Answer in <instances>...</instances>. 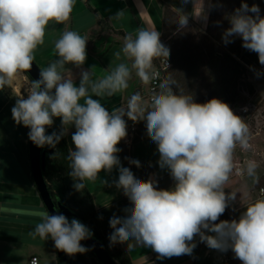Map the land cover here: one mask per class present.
<instances>
[{"label": "clouds", "instance_id": "1", "mask_svg": "<svg viewBox=\"0 0 264 264\" xmlns=\"http://www.w3.org/2000/svg\"><path fill=\"white\" fill-rule=\"evenodd\" d=\"M189 2L182 0L183 5ZM74 4L75 0H0V89L31 69L34 50L44 43L46 26L50 21L68 20ZM194 7L199 8L194 15L178 9L182 12L178 29L186 28L190 18L207 21L205 0H194ZM121 16L123 10L115 18ZM226 19L231 26L223 32V42L242 38V46L257 53L264 66V16L259 6L249 7L242 0ZM160 35L157 30L143 28L135 37L127 35L121 52L132 61L131 66L120 63L101 79H93L91 70L81 71L77 86L64 74L65 67L85 64L88 39L76 31H65L55 42L58 59L41 69L40 78L27 89V98H17L12 118L30 129L29 139L41 148H55L68 128L75 127L71 137L75 150H69L67 160L77 191L85 188V181L98 180L101 171L119 169L115 187L123 190L132 207L124 209L128 213L125 217L110 218L112 244L150 247L164 259L192 255L198 235L210 249H231L242 264H264V198L248 204L238 219L216 223L236 200L235 192L225 191L236 168L234 150L237 145L245 150L251 147L248 125L229 104L218 98L198 103L193 95L177 94L170 87L154 95L146 107L137 94L127 111L109 112L100 99H93L127 89L133 69L143 82L157 78L159 73L151 71L153 60L170 55ZM121 52L116 53L117 58ZM125 116L134 122L146 121L147 135L159 152L158 164L169 170L175 182L171 189L158 188L153 179L142 181L121 166L117 145L127 136ZM54 118L61 119L62 129L49 135L46 128L53 125ZM129 163L141 166L136 159H129ZM257 167L256 161L249 160L245 168L236 171L258 183ZM205 230L213 235H206ZM29 234L34 239L51 238L55 248L69 256L86 253L89 249L81 241L93 235L77 219L69 221L63 214L49 213L42 214V222Z\"/></svg>", "mask_w": 264, "mask_h": 264}, {"label": "crops", "instance_id": "2", "mask_svg": "<svg viewBox=\"0 0 264 264\" xmlns=\"http://www.w3.org/2000/svg\"><path fill=\"white\" fill-rule=\"evenodd\" d=\"M210 3L211 0H205L208 18ZM166 7L178 15L182 14L178 11L181 8L183 13L191 15L199 11L198 7H194V0H190L187 5H183L182 0H75L68 20L63 23L50 21L46 26L44 43L34 50V62L40 69L46 68L58 59L55 42L65 31H76L88 39L87 59L81 68L71 64L66 65L64 74L73 78L77 86L80 73L84 70H91L93 79H101L120 63L131 66L132 61L121 52L124 39L98 25L97 20L105 21L114 30L122 31L126 36L130 34L135 37L141 28L157 30L161 34L163 11ZM120 10H123V16L116 19V13ZM208 18L207 21L190 18L189 24L204 31L207 28ZM107 46L108 49L98 60L95 51L103 50ZM117 52H121L119 58L116 56ZM148 82H143L133 69L127 89L111 97L93 96V99H100L109 112L116 109L126 111L132 98L139 94L142 98L141 104L146 107L149 104L143 96L147 93ZM7 86L10 89V95H6L0 89V264H29L32 256L38 258L39 264H58L53 240L51 238L42 240L38 236L34 239L29 234L38 223L42 222V214L47 211L34 187L26 161L28 128L22 124L17 125L12 118L11 109L18 95L12 90L11 85ZM163 90L165 88H162L159 93ZM83 102V100L80 101V103ZM74 132L75 127L70 126L66 134L69 150H75L71 140ZM129 150L130 159H136L140 161V164L148 165L151 170L149 179L155 180L158 188L171 189L174 186L175 182L169 170L161 169L158 164L159 152L150 137L133 143ZM231 176L225 185V191L236 193V200L229 206L235 218L238 219L245 211L243 208H246L253 200L241 204L243 175L238 176L232 173ZM118 178L119 169L114 167L111 173L101 171L99 179L95 182H84L99 219L100 232L112 230L109 225L110 218L113 215L123 218L128 215L124 209L132 207L123 190L115 187L114 182ZM102 180L108 183L103 184ZM251 194L255 197L253 193ZM205 234L213 235L207 230ZM195 237L197 239V236ZM127 252L132 264H231V260L234 259L231 249L227 252L210 249L200 239L196 241L192 255L159 259L152 248L141 245L127 247Z\"/></svg>", "mask_w": 264, "mask_h": 264}, {"label": "trees", "instance_id": "3", "mask_svg": "<svg viewBox=\"0 0 264 264\" xmlns=\"http://www.w3.org/2000/svg\"><path fill=\"white\" fill-rule=\"evenodd\" d=\"M243 2L247 3L249 7L257 4L260 8V15L264 16V0H243ZM241 3L242 0H211L208 24L205 31H201L191 24L186 28L178 29L176 23L180 15L170 8L166 7L164 9L160 39L170 49L168 59L171 62V67L166 72L165 88L170 87L177 94L183 92L185 95H193L198 103L218 98L229 104L231 108L235 106L239 76L243 73L245 67L258 70L257 66L259 64L257 59L246 57V55L255 52L242 46V38L233 37L232 42L228 44H225L222 39L223 32L231 26L226 16L232 14L236 8H239ZM249 14L254 15L252 13ZM215 21L216 23H214ZM97 23L113 35L125 40L126 35L122 31L114 30L108 23L100 19L97 20ZM187 33L190 35L196 34L201 43L190 40L186 36ZM107 49L108 46L103 50L95 51L98 60H100ZM197 84L201 85L200 90L205 91L206 95L198 96ZM1 90L6 95H10L8 86ZM61 129V119L54 118L53 125L46 130V133L49 135L53 132L59 133ZM146 138H149L146 121L141 120L133 137V143ZM42 148L46 151L45 168L42 174L52 199L59 201L61 205L77 213L89 225L93 236L104 243L112 259L117 264H132L127 252L128 242L112 244L109 239L110 236H101L102 234L100 235L98 229L99 219L94 209L91 195L86 188L82 191H77L74 188L75 181L69 175L71 169L68 166L70 162L67 160L69 147L66 135L61 138L55 148L52 147L51 153H49L50 146L45 145ZM118 148L121 149L117 153L121 165L129 168L136 178L142 181L149 180L151 170L148 165L140 164V167H136L134 164H129L130 151L123 140L118 144ZM26 161L29 166L28 155ZM254 188L256 190L264 189L263 177L259 178L258 183H254ZM71 198L81 208L79 209L80 211H75L71 207ZM232 219L236 218L229 206L216 223L221 220L230 221ZM199 239L197 235V240ZM83 245L85 246L84 243ZM63 255V253L58 254L56 252L58 264H76L74 262H63ZM97 263L100 264L98 261ZM231 264H242V262L234 258L231 260Z\"/></svg>", "mask_w": 264, "mask_h": 264}, {"label": "rangeland", "instance_id": "4", "mask_svg": "<svg viewBox=\"0 0 264 264\" xmlns=\"http://www.w3.org/2000/svg\"><path fill=\"white\" fill-rule=\"evenodd\" d=\"M214 23H216V21ZM186 36H188V38H190V40L194 42L201 43V40L198 38L196 34L190 35L189 33H187ZM161 57H164V56H161ZM161 57L155 58L153 60V67L158 65V60ZM246 57L250 59L254 58L258 60L257 53L248 54L246 55ZM166 58H169V57H166ZM257 68L258 70H254V69L245 67L243 70V73L239 76L238 94H237V98H236V102L234 106V108H236L237 110L234 113H237L239 108L245 105H248L251 107L253 106L262 107L264 105V66H262L259 63ZM257 73H259V75H257ZM31 82L32 80L27 76V74L23 73L20 76H18L17 79L13 81V83L11 84V88L13 91H15L18 97L23 96L24 98H27V89L30 87ZM134 88H136V86ZM196 89L198 91L197 92L198 96L206 95L205 91L200 90L201 89L200 84H197ZM124 119L126 120V123H128L130 120L128 119L127 116H125ZM247 122L246 124L248 125L249 133H250L249 143L251 147L245 150V149H242L239 145H237L236 149L234 150V163L242 164V165H238L241 169V168L246 167L247 161L254 160L256 161L258 165L256 169L258 177L264 178V129L262 128V130L257 131V129L254 126V122L251 123V121H248V120ZM127 144H128L127 148L129 150L131 148V145L133 144V140L130 144L129 143ZM242 177L244 178L243 184L241 185L242 187L241 192H243V194L241 195L242 199L240 200V202L241 204L247 203L250 200H253L254 202L258 196L256 193V189L254 188L253 179L251 177H248L246 174H244ZM251 193H253L255 197H252ZM70 202H71V207L75 211H80L79 209L81 208L78 207V205L76 204V201L72 200L71 198ZM243 209H246V208H243ZM112 231L113 229L107 232H100V235L102 234L101 236H110ZM81 244L83 245L82 242ZM63 254H64L62 257L63 262H67V263L74 262L76 264H98L96 259L93 257V255L90 253L89 250L86 253H83V254L77 253L74 256H69L64 252Z\"/></svg>", "mask_w": 264, "mask_h": 264}, {"label": "water", "instance_id": "5", "mask_svg": "<svg viewBox=\"0 0 264 264\" xmlns=\"http://www.w3.org/2000/svg\"><path fill=\"white\" fill-rule=\"evenodd\" d=\"M40 71L41 69L33 61L31 69L26 71L25 73L32 81H36L40 78ZM48 128L49 127H47L46 130ZM29 131L30 129L28 128V132ZM51 152L52 147L49 148V153ZM45 157L46 151L43 150V148L41 147H37L28 137V162L30 174L34 187L47 213H49L50 215L63 214L69 219V221H71L72 219H77L79 222H81L90 229L89 225L84 220H82L77 213L71 211L66 206L61 205L59 201H55L52 199V196L48 189V185L45 182L42 174V171L45 168ZM196 241L197 239L196 237H194V242L196 243ZM82 242L90 250V252L94 255V257L100 264H117L112 259L104 243L98 238L92 235L90 239H86ZM55 250L58 254L63 253V251H60L56 248Z\"/></svg>", "mask_w": 264, "mask_h": 264}, {"label": "built area", "instance_id": "6", "mask_svg": "<svg viewBox=\"0 0 264 264\" xmlns=\"http://www.w3.org/2000/svg\"><path fill=\"white\" fill-rule=\"evenodd\" d=\"M170 67H171L170 60L166 57H161L158 60V65L152 68L151 71L158 72L159 76L155 79H151L148 82L147 93L146 95L143 96V98L147 101L148 104H150L152 97L158 94L159 91L164 87L166 72L170 69ZM232 110L236 112L237 109L233 107ZM235 114L242 117L245 123L247 122V120L251 121V123L254 122V126L257 129V131L262 130V128L264 129V105L262 107L260 106L251 107L245 105L239 108V110ZM138 126H139V121L134 122L132 120H129V122L127 123V136L125 139H123V142L126 146L128 145L127 143L130 144L132 142L133 137L136 131L138 130ZM238 165H242V164L235 163L236 168L234 169L233 174L242 176L237 174L236 169H240ZM256 193L258 196L257 198H264V189H258L256 190ZM232 254L234 256L233 252ZM29 264H39L38 258L36 256H32L29 260Z\"/></svg>", "mask_w": 264, "mask_h": 264}, {"label": "bare ground", "instance_id": "7", "mask_svg": "<svg viewBox=\"0 0 264 264\" xmlns=\"http://www.w3.org/2000/svg\"><path fill=\"white\" fill-rule=\"evenodd\" d=\"M17 79V78H16Z\"/></svg>", "mask_w": 264, "mask_h": 264}]
</instances>
